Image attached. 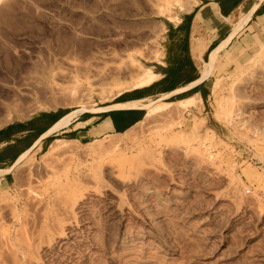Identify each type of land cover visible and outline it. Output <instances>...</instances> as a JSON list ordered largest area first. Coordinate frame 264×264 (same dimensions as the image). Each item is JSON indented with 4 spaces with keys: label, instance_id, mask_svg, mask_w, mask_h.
Here are the masks:
<instances>
[{
    "label": "rangeland",
    "instance_id": "obj_1",
    "mask_svg": "<svg viewBox=\"0 0 264 264\" xmlns=\"http://www.w3.org/2000/svg\"><path fill=\"white\" fill-rule=\"evenodd\" d=\"M12 2L10 8L5 10L7 14L5 15L4 13L3 17L0 16V129L10 124L34 120L35 118L40 119L38 121L40 128L45 127L53 120L57 119V117L59 118L69 111L83 108L82 104L86 108H84V111L76 113L72 120L86 115H100L103 114L104 111H95V108L113 103L122 93H131L132 91L146 88L147 86L134 88L116 95L117 88H126L131 85L136 78L134 76L125 78L114 77L115 79H112L110 82L91 86V84L95 82L91 79L92 71L89 70L91 71L89 72L87 68L79 70L77 74L80 80L78 81L79 83H75L74 80L70 79L71 75L69 74V71H72L71 62L74 59L81 63L93 62L94 65L97 64L94 68L97 67L96 69H99L107 63L121 64L124 60H131L141 65V67L145 66L152 70V66L161 60L162 44L160 43V38L165 26H169L170 22L175 23L184 11L190 9L194 0H12ZM15 3L16 6L14 5ZM0 4L2 3L0 2ZM95 4L98 5L96 6ZM245 9L241 8L234 15L221 19V23H223L222 35H220L208 51L203 54L201 60L197 61V73L201 67L202 60L207 59L209 50L232 31L234 22H236ZM8 10L10 15L7 12ZM38 14L42 17L40 18ZM73 14L74 16L75 14L78 16L74 17ZM257 14L258 10H255L248 23L231 37L228 44H226L224 49L219 53L207 79L188 90L173 93L167 95V97L161 95L145 97L139 104L143 105L157 102L158 100L174 101L193 94L195 90L200 89L201 95H195V103L186 110L182 112L179 111L178 113L180 116L177 113H174V115L155 113L148 119L138 122L129 127V129L124 130L126 131L125 133H123L124 131L119 132L121 134L111 133L108 135H89L80 137L78 135H71V132L68 130V125V127L53 132L42 139L39 148L34 147L29 150L15 164L13 162L16 157L28 148L27 146L31 144L36 135L17 138L14 140V143H8V141L7 143H0V222L2 221L0 225L4 224L0 229L7 226L6 223L11 224L9 217L10 212L13 210V203L18 200L20 206H23V208H20V211L23 209L20 218L22 219V216H24L23 219L27 217L25 219L27 221L25 222L30 226L26 224L27 226H25V228L28 227V231H30L32 229V221L30 219L32 216H35L36 213L27 202L26 198L30 199L29 196L33 194L36 195V193L38 195L46 192L53 193L54 189H56L55 187L67 183L68 176L76 175L80 172V178L83 177L85 180V174L89 176L88 179L92 178L94 173L100 171L102 166L106 164L109 159L105 156L107 151L109 154V151L114 150L116 147H125L128 148V152L125 154L126 156L118 155L115 159L111 158L114 163L131 162L139 164V162L147 163V159L150 160L149 162L154 160L152 164L156 165L157 163V166L165 167L166 173L169 174L170 177L169 178L166 173L161 174L156 171L147 172V170H144V173H142L143 175L140 176L145 178H143L144 180L142 179L141 182L150 181L155 187V194L151 195V198L150 196L144 197L140 189H138L139 187L133 183V178L130 181L131 184L126 188V191L124 190L123 192V196L128 197L126 199L129 201L131 200L130 203L134 202L133 206L137 208L138 211H142L143 204L147 202H154L155 199H159L160 201L162 198L163 201H166L164 198L168 199L167 203L163 202L164 205L161 203V205H158L159 208H156V210L160 212L159 216H161L160 219L158 216V222L155 223V228L157 230L167 231V234L163 235V238L164 236L165 238L162 240L163 242L159 243V246L158 243H156V246L148 245V258L154 259L158 264H264V105L262 108L255 106L264 101V17L257 16ZM7 15L10 17H7ZM12 15L16 16L12 18ZM69 15H72L71 18L74 17L72 18L74 23L68 21L71 20ZM79 15L80 18H78ZM57 16L59 17L58 19ZM10 19L14 20L12 21ZM52 19H55L57 23L54 20L52 21ZM82 20L84 22H82ZM14 21L18 22L19 25ZM85 21L88 24H86ZM1 22H3V24L4 22L6 23L3 25ZM66 22L69 23L67 24ZM81 23L86 24L85 28L87 30L84 28L85 24L81 25ZM38 24H40L39 28L41 27L44 31H42L41 28V30L38 29ZM62 25H64V27H62ZM68 25L70 27L73 26V29L76 26V28L82 26L81 29L83 30L84 28L86 32L90 30L89 33L82 36V39L84 38L83 43H85V45L86 43L92 44L91 46L89 44L92 48L83 45L84 49L83 47L82 49L84 51L80 50L81 48L78 49L77 46H82L83 44L80 45L82 41L80 40L81 37L75 36L73 30H71ZM87 25H91L92 29H90V27L87 28ZM57 26H59V31H56ZM16 27L21 28L15 31L14 29ZM60 27L63 29L67 28L69 32L65 29L66 33L64 30L63 31L66 35H63L62 28ZM47 29L52 33L48 32V34ZM95 30L98 32L95 33ZM55 31L58 32L57 34L62 31L60 33L61 35L55 34ZM44 32L46 33L44 34ZM68 33H70V35ZM91 33L92 36H90ZM209 34L213 35L212 37L217 35L213 33L210 27ZM62 35L64 38L63 40L59 38L62 37ZM88 35L89 37L87 38H90L92 42H88V40L85 42V37ZM53 37L55 40H53ZM69 37L73 38V41L77 40L76 42L78 43L75 42L77 46L73 48L67 44V48H64V53L56 57L57 63L54 67L56 73L60 71L67 75L64 76V78L56 75L57 77L54 76L53 80L50 78L44 85L43 81H41L42 84H40L41 82L39 81L32 82V84L31 81L28 80L30 75H41V69L37 66H39L38 63L44 60L43 58L47 57V49L43 43L44 39L50 38L51 41H53L51 44L54 43V45L57 43L64 45V42L65 44L67 43L66 40L70 41ZM95 37L99 39V41L96 40ZM92 39L96 41L93 42ZM195 40L198 42V49H195L196 51H194V53L202 54L206 45L200 39L196 38ZM97 41L100 43V46L97 45ZM12 45L16 47H12ZM96 45L98 47H96ZM85 49L90 52L85 51ZM1 50H5L6 53ZM75 50H77L76 53ZM78 50L80 51L78 52ZM93 50L95 53H92L94 52ZM110 52L114 54V60H117V63L114 61H107L108 58L106 57V53ZM100 57H102V60L106 58L102 62V60L99 59ZM34 60L36 62H33ZM33 70L34 72L31 73ZM35 70L38 73L35 72ZM155 78L156 77H154V79ZM85 79H88V81L90 79L89 83H91L88 85ZM56 84L62 86L59 88V85L56 86ZM250 87H253V91L249 89ZM73 90H75V94H72ZM85 92L87 94L84 95L86 97L88 96L87 98L82 94ZM242 94H246L247 96L244 95L246 99H243V102L239 104L238 111L243 113L246 120L237 121V118L234 120L232 115L233 107H231L230 103L232 99ZM82 95L85 98H83ZM250 95L253 96L251 97ZM254 108L258 111H255ZM142 112L144 115L145 110H142ZM141 119H143V116ZM125 135H127V137ZM195 138H197L198 141ZM55 139L70 140L69 142L71 145L69 144V146L71 152L72 150L73 152L67 151L51 158L44 157L42 154L47 149L49 143ZM110 141L116 144L115 147L112 145L113 149L111 148ZM107 146L109 149H107ZM183 148L185 149L183 150ZM104 151H106V153ZM188 151L190 152L188 153ZM204 151L207 153H203ZM99 155H104L105 158L103 159L105 161L100 162L98 160ZM188 158L189 160H187ZM186 162L189 163L187 164ZM164 164H166V166H164ZM190 167H192V169ZM41 169L42 171L39 172ZM34 172L37 175L34 174ZM190 172L192 174L194 173V176ZM214 172L216 173L215 175L213 174ZM229 174L231 175V179ZM140 176L136 175V178ZM228 181L230 182L228 183ZM201 182L204 186L201 185ZM207 182L209 184L211 183V185L207 184ZM143 184L144 183H141L139 185ZM210 186H213V188ZM51 187L53 188L51 189ZM181 188L186 189L188 193ZM24 189L26 190L24 191ZM127 189L130 190L127 191ZM171 189L179 193L177 195L178 197H175V201L173 202L175 205H169L170 200L174 199V195L176 196L177 194L175 193L176 191L174 192ZM215 189L216 191H221L218 199L212 196L214 195L212 192H214ZM229 189L235 199H237L236 202L240 205L238 208L229 200L226 201V195ZM28 190H31L32 193L30 192L31 194H29ZM33 190L36 193H34ZM168 190L170 191L168 192ZM211 190L212 192H210ZM135 192L138 194H133ZM166 194L167 196H165ZM168 194L173 196V198H170V196L168 198ZM156 196H160V198ZM141 197H144L143 199H145V201L143 199H141V201ZM13 198L15 200H13ZM98 198L101 200H98ZM102 199V196H94V199L88 200L85 205V215L81 214L77 218L80 224L88 217L94 218L95 221L101 220V217H105L106 213L103 205L104 201H102ZM178 199L179 201L181 199V202L184 204L181 202L179 203ZM140 202H142V205ZM7 203L8 205H6ZM246 204L251 207L249 208ZM245 205L248 206L247 208L249 209L244 210L243 206ZM168 207L169 212L168 209L165 211ZM175 207L177 208L173 209ZM205 207L207 208L205 209ZM256 208L257 210H254ZM258 208L261 212L257 218L255 214L258 213ZM161 211L165 212V214L163 213V215ZM234 212L236 213L234 214ZM169 215H171V217ZM204 216H206V219ZM134 217L135 216L132 217V215L127 213L126 215L124 214V219L126 220H123V225L126 229H130L131 227V229L141 230V228L143 229L146 227L143 215L139 214L135 219ZM79 219L81 220L79 221ZM115 219L118 220V218L112 220V228L116 227V224H118ZM113 222H116V224ZM219 223L223 224V226H220ZM187 226L190 228H185ZM219 227L221 228L220 230ZM167 228H169V230ZM192 228H194L193 232L191 231ZM187 229H190V231ZM201 229L204 230L203 233ZM213 229H215L214 232H212ZM216 229L218 230L216 231ZM198 230H200L201 233H199L200 231ZM84 232H87V230L84 229ZM96 234L97 235H92L91 239L98 241L101 233ZM166 240H168V242ZM170 240L172 242L169 243ZM163 243L169 248H174L170 251H165L166 253L162 251V253L160 250L165 247ZM77 246L78 251L75 252L74 259L67 264H88L86 261L83 262L84 259H82L81 252H87L86 248L89 247H87V244L84 242L82 244L79 243ZM151 249L156 250L152 251ZM86 255L91 263L102 264L104 262L105 264H109L101 251L92 250L91 253L88 252ZM116 255L119 261H124L125 257L122 249L117 250ZM46 259V263L48 264H65V261L58 259L57 255L56 257L47 256ZM65 259L67 258L65 257Z\"/></svg>",
    "mask_w": 264,
    "mask_h": 264
},
{
    "label": "bare ground",
    "instance_id": "obj_2",
    "mask_svg": "<svg viewBox=\"0 0 264 264\" xmlns=\"http://www.w3.org/2000/svg\"><path fill=\"white\" fill-rule=\"evenodd\" d=\"M0 2L2 4H0V16L3 17V14L5 13V10H7V8H10L11 4L13 3L12 0H0ZM12 2V3H11ZM261 2V0H254L253 1V4L252 6L250 7V9L248 11H246L245 13H242L240 15V17L236 20V22H234L233 24V27H232V31L225 37L223 38L222 40H220L215 46H213L209 52H208V56H207V59L206 60H202V64H201V67L199 69V74L197 76V78H195L194 80H192L191 82L173 90V91H170V92H167V93H164L162 94L161 96L163 97H167V95H170V94H173V93H178V92H181V91H185V90H188L189 88L201 83L202 81H204L205 79H207V77L209 76L210 72H211V69L212 67L214 66L215 64V61L217 60L218 56H219V53L224 49V47L226 46V44H228L229 40L231 39V37L236 34L240 29H242L243 26H245L248 21L250 20L251 18V15L254 11V9L259 5V3ZM94 3V2H93ZM92 3V4H93ZM97 3V2H95ZM16 6V3L14 4ZM96 5V4H95ZM98 5V4H97ZM96 5V6H97ZM80 6V5H79ZM87 6V5H86ZM89 6V5H88ZM94 6V7H96ZM85 7V5H84ZM90 7H91V4H90ZM99 7V6H98ZM97 7V9H98ZM15 8V7H14ZM13 8V9H14ZM88 9V8H86ZM12 10V8H11ZM38 10V9H36ZM89 10H92V9H89ZM76 11V9H75ZM93 11V10H92ZM95 11V10H94ZM8 14H9V10L7 11ZM11 12V11H10ZM16 12V11H15ZM37 12V11H36ZM39 12V11H38ZM42 12V11H41ZM71 12V11H70ZM79 12V11H78ZM91 12V11H90ZM35 13V12H34ZM46 13V12H45ZM75 13V12H73ZM80 13V12H79ZM7 13H5L6 15ZM15 14V13H14ZM17 14V13H16ZM36 14V13H35ZM44 14V13H42ZM47 14V13H46ZM4 15V17H5ZM10 15V14H9ZM39 17H40V14H38ZM81 15V14H80ZM80 15L78 18H80ZM14 15H12V18H13ZM16 16V15H15ZM14 16V17H15ZM36 16V15H35ZM72 15H69V17L71 18ZM74 16V14H73ZM78 15L75 14L74 17H76ZM87 16V15H86ZM85 16V17H86ZM93 16V15H92ZM1 17V18H2ZM7 17H10L7 15ZM42 17V16H41ZM40 17V18H41ZM52 17V16H51ZM72 17V18H74ZM95 17V16H94ZM98 17V15H97ZM59 17L57 16V19ZM71 18V20H72ZM15 19V18H14ZM13 19V20H14ZM56 19V20H57ZM61 19V18H60ZM88 19V18H87ZM90 19V18H89ZM96 19V18H95ZM9 20V18H8ZM7 20V21H8ZM12 20V19H10ZM12 20V21H13ZM55 21V19H52V21ZM68 20L70 23L73 22L74 23V20ZM86 20V19H84ZM98 20V19H97ZM1 21V20H0ZM3 21V20H2ZM61 21V20H59ZM63 21V20H62ZM87 21H90V20H87ZM16 22V21H14ZM56 22V21H55ZM68 22V23H69ZM82 22H84L82 20ZM3 24V22H1ZM6 22H4L5 24ZM12 23V22H11ZM18 24V22H16ZM37 23V22H36ZM35 23V24H36ZM57 23V22H56ZM61 23V22H60ZM67 23V22H66ZM67 23V24H68ZM86 23V21H85ZM85 23H81V25H84ZM3 24V25H4ZM8 24V23H7ZM16 24V25H17ZM88 24V23H86ZM86 24L84 26V28L86 27ZM19 25V24H18ZM39 25H37L38 29L41 30L39 28ZM57 25V24H56ZM81 25H78V26H81ZM7 26V25H5ZM21 26V25H20ZM25 26V25H24ZM52 26V25H51ZM8 27V26H7ZM11 27V26H10ZM36 27V26H35ZM58 27L57 26V30L55 28H52L56 31H59L58 30ZM62 27H64V25H62ZM60 27V28H62ZM68 27L73 30V33L75 36H79V38L81 37L80 40H82L80 42V45L83 43V40L84 38L82 39V36L83 35H86L87 33L90 32H86L85 30H87L85 28H83V30L81 29V27L79 28H72L68 25ZM92 29L91 25H87V28ZM4 28V26H3ZM17 28V29H16ZM14 30H18L19 28L21 27H16ZM59 28V29H60ZM1 29H2V26H1ZM67 30V28H65ZM65 29L62 28V31ZM97 30V29H96ZM95 30V33H97ZM42 31H44L42 29ZM41 31V32H42ZM46 31V30H45ZM55 31V32H56ZM61 31V32H62ZM64 31L62 32V34L64 35L66 33H64ZM68 31V30H67ZM39 32V31H38ZM50 32L48 31L47 29V33ZM60 32V33H61ZM69 32V31H68ZM94 32V31H93ZM243 32V31H242ZM46 32H44L45 34ZM52 33V32H50ZM58 32H56L55 34H57ZM57 34V35H61V34ZM93 33V34H95ZM41 34V33H40ZM49 34V33H48ZM70 35V33H68ZM72 34V33H71ZM39 35V34H37ZM56 35V37H57ZM63 35L62 37H59V38H62V40L64 39L63 38ZM66 35V34H65ZM68 35V36H69ZM40 36V35H39ZM75 36H72V37H75ZM92 36V33L91 35ZM86 36V40L85 42H92L90 41V38L88 39ZM78 38V39H79ZM93 38V37H92ZM96 38V37H95ZM58 39V38H56ZM70 41H67L66 40V44L64 42V45L62 44H59L57 42L56 45H54V43L51 44V39H44L43 43H44V46H46V49H47V57L46 58H43L44 60H42L41 63H38L40 69H41V75H30V74H27V75H30V78L28 79L29 81L32 82H41L43 81V85L45 84V82L47 80H49L50 78H52V80L54 79L53 77L54 76H58V77H63L66 76L67 74L63 73V72H55V65H56V57L58 55H61L62 53H64V48H67V44L72 46L73 48L76 45V41H73L72 39L73 38H70ZM76 39V38H75ZM94 39V38H93ZM92 39V40H93ZM53 40L54 37H53ZM79 40V41H80ZM96 40L99 41V39L96 38ZM96 40H93L96 41ZM60 41V39H59ZM58 41V42H59ZM97 41V42H98ZM61 42V41H60ZM76 42V43H75ZM192 45H191V49L194 51H196L195 49H198V42L196 40L192 41ZM96 43V42H95ZM99 43V42H98ZM97 45L100 46V43ZM90 44V43H89ZM88 43H83L82 46H77V48H81L80 50H83L84 47L83 45L85 46H88V48H92L90 47L92 44H90L89 46ZM96 45V47H98ZM3 46V45H2ZM11 46V45H10ZM15 45H12V47H14ZM95 46V45H94ZM9 47V46H8ZM16 47V46H15ZM83 47V49H82ZM11 48V47H10ZM40 49V48H39ZM94 49V48H93ZM78 50V52L80 51ZM96 50V49H95ZM2 52L5 51V50H1ZM9 51V50H8ZM13 51V50H12ZM15 51V49H14ZM66 51V50H65ZM69 51V50H67ZM77 50H75V53H76ZM84 51V50H83ZM85 51H87L85 49ZM94 51V50H93ZM18 52V50H17ZM73 52V51H72ZM87 52H90V51H87ZM98 52V51H97ZM6 53V51L4 52ZM16 53V52H15ZM92 53H95L92 52ZM6 55V54H5ZM96 57V56H95ZM94 57V58H95ZM98 57V55H97ZM104 57V56H103ZM106 57L108 58L107 61H114V54L112 52L110 53H106ZM105 57V58H106ZM41 58V59H42ZM104 58V59H105ZM38 59V58H37ZM36 59V61H37ZM40 59V60H41ZM100 60H102V57L99 58ZM98 59V60H99ZM103 59V60H104ZM102 60V62H103ZM105 60V61H106ZM121 60V59H120ZM35 60L33 62H36ZM90 62V61H89ZM72 64V71H69V74L71 75L70 76V79L74 80L75 83H77L80 79H79V75L77 74L79 72L80 69H84V68H87V70H91L92 73H91V79L93 82L92 85L94 84H100V83H106V82H110L112 81V79H115L117 77L119 78H125V77H128V76H134L136 78V80L131 83V85L127 86L126 88L125 87H120V88H117V92H116V95L122 93L123 91H127V90H130V89H134V88H140V87H143V86H146V85H149L153 80H154V73L149 69V68H145L144 67H141V65L135 63L134 61H129V60H124V62H122L121 64H114V63H110V64H104V63H101V64H104L103 67H100L99 69H96L94 68L96 65H94L93 62L91 63H81L79 62L78 60H72L71 62ZM117 63V62H116ZM33 64V63H32ZM37 64V63H36ZM31 67V66H29ZM28 67V69H29ZM36 67V66H34ZM36 67V68H37ZM32 68V67H31ZM89 71V72H91ZM31 72V71H30ZM34 70L31 72L33 73ZM35 72H37L35 70ZM260 72V71H259ZM38 73V72H37ZM68 74V75H69ZM256 74V72H255ZM264 74V72H263ZM259 75V74H258ZM56 76V77H57ZM69 77V76H68ZM115 77V78H114ZM264 77V75H263ZM26 78V77H25ZM259 79V78H258ZM263 79V78H262ZM87 80L88 82V85L91 83H89L88 79H85ZM27 81V80H26ZM25 81V82H26ZM55 82V81H54ZM261 82V81H260ZM79 83V82H78ZM251 83V82H250ZM33 84V83H32ZM37 84V83H36ZM42 84V82L40 83ZM258 84V83H257ZM39 85V84H38ZM59 85V84H56V86ZM255 85V84H254ZM60 86L62 85H59V88ZM90 86V87H91ZM252 86V85H251ZM256 86V85H255ZM44 87V86H43ZM93 88V87H92ZM253 88V87H252ZM251 87L249 89H252ZM43 89V88H42ZM246 89V88H244ZM256 89V87H255ZM41 90V88H40ZM94 90V89H92ZM247 90V89H246ZM253 91V89H252ZM246 92V91H245ZM248 92V91H247ZM75 94V90H73L72 94ZM253 93V92H252ZM255 93V92H254ZM83 95L84 94H87L86 92L85 93H82ZM82 95V97H83ZM195 95H198L199 94H190V95H187L185 97H182L180 99H176L174 101H167V100H158L157 102H152V103H146V104H143V105H139L141 101H143L144 98H140V99H135V100H132V101H128V102H124V103H118V104H112V105H105V106H101L99 108H95L94 110L95 111H110V110H113V109H142V110H145V113L143 115V119H141L139 122L143 121V120H146L148 119L149 117H151L153 114L155 113H160L162 115H174V113L178 114L179 115V111H184L186 110L189 106L193 105L195 103ZM246 95V94H244ZM243 94L242 95H239L237 98H234L232 99V102L230 103L231 107L232 108V115L234 117V120L236 119L237 121H242L243 119L246 120V118H244V115L243 113H240L238 111L239 109V104H241L243 102V99H246L245 96ZM255 95V94H254ZM85 96V95H84ZM247 96V95H246ZM251 96V95H250ZM253 96V95H252ZM251 96V97H252ZM86 97V96H85ZM83 97V98H85ZM88 97V96H87ZM86 97V98H87ZM255 97V96H254ZM257 97V96H256ZM259 97V96H258ZM256 99V98H255ZM263 99V98H262ZM264 102V101H263ZM262 103H260L259 105H255V106H258V107H261L264 105ZM229 103V102H228ZM254 104V103H253ZM258 104V103H257ZM87 106V104H86ZM82 107L83 108H80V109H76V110H72V111H69L67 112L66 114L62 115L59 119H57L54 123H52L36 140H34V142L31 144V146L29 148H27L26 150H24L22 153H20L15 161L13 162L14 164L17 163L29 150L33 149L34 147H38L39 148V144L41 142L42 139H44L45 137L49 136L51 133L53 132H56L60 129H64L65 127H68V125L70 124L72 118L75 116L76 113L78 112H82L84 111V108H86L83 104H82ZM249 107V106H248ZM264 107V106H263ZM246 108V107H245ZM252 108V107H251ZM253 109V108H252ZM255 109V108H254ZM260 109V108H259ZM262 110V109H261ZM243 111V110H242ZM247 111V110H245ZM251 111V110H250ZM250 111H248L249 113H251ZM253 111V110H252ZM255 111H258L257 109H255ZM247 112V113H248ZM246 113V112H245ZM177 116V115H176ZM180 116V115H179ZM246 117V116H245ZM244 121V120H243ZM138 123V122H137ZM238 123H241V122H238ZM110 125H109V120L107 118H103L102 119V123L100 126H98V128L95 130V133L96 134H102V133H106L110 130ZM129 129V128H128ZM126 131H124L123 133H125ZM118 134H121V133H118ZM127 137V135H125ZM123 138V137H122ZM118 139V138H117ZM197 139V138H195ZM112 140V139H110ZM114 140V139H113ZM70 140H65V139H55L53 141H51L47 147V149L45 150V152L42 154L44 157L46 158H51L55 155H59V154H62L64 152H67V151H70L71 152V148L69 146ZM115 141V140H114ZM119 141V139H118ZM123 141V140H122ZM198 141V139H197ZM113 142V141H112ZM131 142V141H130ZM111 143V141H110ZM124 143V142H123ZM131 144V143H130ZM71 145V144H70ZM112 145L113 147L116 146L115 142L114 143H111V148H112ZM189 145V144H188ZM186 145V146H188ZM123 146V145H122ZM125 146V145H124ZM136 147V146H135ZM106 148V147H105ZM107 149H109V147L107 146ZM106 149V150H107ZM113 149V148H112ZM178 149V148H177ZM185 148H183L184 150ZM111 150V149H110ZM173 150V149H172ZM182 150V151H183ZM180 151V150H179ZM73 152V150H72ZM71 152V153H72ZM106 153V151H104ZM128 152V148H115L114 150L112 151H109V154H108V151L106 153V158H109L106 162V164H104L102 166V169L100 171H97L94 173V176H92V178H89V176H86V174L84 175L86 178L85 180L82 178H80V173L76 174V175H71V176H68V181L67 183L59 186V187H55L56 189H54V192H46V193H43V194H40L38 195L34 190V193H36V195H31L29 196V198H26L27 202L30 204V206L35 210V216H32V218L30 219L32 221V229L30 231L28 227L25 228V226H27L26 224H28L27 220L23 219L24 216H22L23 218L21 219V211H23V209L20 211V208H23V206H20L19 204V201L16 200L14 203H13V210L10 212V220H11V224H7V226L3 227L0 229V264H48L46 263V258L47 256H52V257H56L57 255V258L58 259H62L63 261H65V264H67L68 262H71L73 259H74V254L76 251H78V244L79 243H85L87 244V247L89 248H86L87 249V252H84L82 253L81 252V255H82V259H84L83 262H87L88 264H96V263H91L89 259H87V255L88 252L91 253L92 250H98V251H101L103 253V255L106 257V259L108 260V263L109 264H158L154 259H150L148 258L149 256L147 255V249L149 248V246H156L158 243V246H159V243L160 242H163L162 240L165 238H163V235L167 234L164 230L162 231H159L157 230L155 227V223L158 222V216L160 214V212L158 210H156V208L158 207V205H161V203H167V200L168 199H165L166 201H163L161 199V201L159 199H155L154 202H147L145 204H143L142 206V211H138L137 208H135L133 206V203L126 199L128 197H124L123 196V192L124 190L126 191V188L131 184L130 181L131 179L133 178V183L135 185H137L142 193V195L144 197L146 196H150V198L152 197L151 195H154L155 194V187L154 185L150 182V181H146V182H141V180L145 177H142L140 175H143L142 173H144V170H147V172H151V171H156L157 173H166V169L165 167H159L157 166V163L156 165H153V161L152 162H149L150 160H148L147 158V163H140L137 164V163H126V162H120V163H114L111 158H116V156L118 155H125L126 153ZM160 152V151H159ZM157 152V153H159ZM190 151H188L189 153ZM206 151H204L203 153H205ZM130 153V152H129ZM134 153V152H133ZM137 153V152H135ZM185 153V152H184ZM207 153V152H206ZM202 154V153H200ZM157 155V154H156ZM159 155V154H158ZM189 155V154H187ZM193 155V154H191ZM196 155V154H195ZM108 156V157H107ZM126 156V155H125ZM206 156V154H205ZM96 157V156H95ZM183 157V156H182ZM191 157V156H190ZM199 157V156H198ZM103 158L104 155H99L98 156V160L100 162L102 161H105ZM128 158V157H127ZM134 158V156H133ZM197 158V157H196ZM195 158V159H196ZM209 158V157H208ZM45 159V158H44ZM152 159V158H151ZM183 159V158H182ZM186 159V158H185ZM46 160V159H45ZM129 160V159H128ZM127 160V161H128ZM133 160V159H132ZM189 160V158L187 159ZM199 160V159H198ZM197 160V161H198ZM202 160V159H201ZM212 160V159H211ZM44 161V160H43ZM146 161V160H145ZM160 161V160H159ZM205 161V160H204ZM190 162V161H189ZM188 162V163H189ZM193 162V161H192ZM203 162V161H202ZM208 162V161H207ZM206 162V163H207ZM163 163V162H162ZM187 163V162H186ZM187 163V164H188ZM194 163V162H193ZM198 163V162H196ZM195 163V165H196ZM35 164V163H34ZM33 164V165H34ZM91 164V163H90ZM200 164V163H199ZM204 165H206L205 163H203ZM95 165V164H94ZM102 165V164H101ZM213 165V164H212ZM211 165V166H212ZM164 166H166V164H164ZM194 166V165H193ZM199 166V165H198ZM31 167H34V166H31ZM100 167V166H99ZM189 167V166H188ZM197 167V166H196ZM216 167V166H215ZM36 168V167H35ZM167 168V167H166ZM192 169V167H190ZM194 168V167H193ZM205 168V167H204ZM203 168V169H204ZM207 168V166H206ZM217 168V167H216ZM215 168V170H216ZM9 169V168H8ZM40 169V168H39ZM50 169V168H49ZM75 169V168H74ZM213 169V168H212ZM219 169V168H217ZM45 170V169H44ZM194 170V169H193ZM192 170V171H193ZM201 170V169H200ZM42 171L39 170V172ZM46 171V170H45ZM81 171V170H80ZM170 171V170H169ZM197 171V170H196ZM203 171V170H202ZM201 171V173H202ZM205 171V170H204ZM214 171V169H213ZM212 171V172H213ZM31 172H32V168H31ZM36 172V170H35ZM34 172V174H36ZM38 172V173H39ZM48 172V171H47ZM78 172V171H77ZM195 172V170H194ZM217 172V171H216ZM146 173V171H145ZM191 173V172H190ZM207 173V172H206ZM210 173V172H209ZM33 174V175H34ZM153 174V173H152ZM167 174V173H166ZM192 174V173H191ZM194 174V173H193ZM192 174V175H193ZM205 174V173H204ZM214 175L216 174L215 172L213 173ZM37 175V174H36ZM46 175V174H45ZM136 175H139L140 177L136 178ZM158 175V174H157ZM160 175V174H159ZM168 177H169V174H167ZM230 175V174H229ZM228 175V176H229ZM35 176V175H34ZM42 176V174H41ZM145 176V175H144ZM154 176V175H153ZM152 176V177H153ZM194 176V175H193ZM202 176V175H201ZM36 177V176H35ZM131 177V178H130ZM37 178V177H36ZM104 180H103V179ZM147 178V177H146ZM170 178V177H169ZM66 179V178H65ZM83 179V180H82ZM200 179V178H199ZM230 179H231V175H230ZM229 179V180H230ZM144 180V179H143ZM172 180V178H171ZM170 180V181H171ZM203 180V179H202ZM207 180V179H206ZM208 181V180H207ZM226 181V179H225ZM206 182V181H205ZM230 181H228L229 183ZM141 183H144L143 185H139ZM155 183V182H154ZM233 183V182H232ZM207 184H209L207 182ZM205 184V185H207ZM56 185V184H55ZM201 185L204 186V184H202L201 182ZM211 185V183L209 184ZM185 186V185H184ZM190 186V185H189ZM208 186V185H207ZM187 187V186H186ZM191 187V186H190ZM202 187V186H201ZM211 187V186H210ZM216 187V186H215ZM226 187V185H225ZM53 187H51L52 189ZM125 188V189H124ZM157 188V187H156ZM209 188V187H207ZM213 188V186L211 187ZM218 188V187H217ZM216 188V189H217ZM136 189V188H135ZM176 189V188H175ZM180 189V188H179ZM182 189V188H181ZM184 189V188H183ZM182 189V190H183ZM215 191L212 192V190L210 192H212L214 195H212L214 198L218 199V196L219 194H221V191ZM26 189H24L25 191ZM130 190V189H129ZM127 189V191H129ZM134 190V189H133ZM173 190V189H171ZM186 190V189H184ZM204 190V189H203ZM207 190V189H206ZM219 190V189H218ZM29 194L32 193L31 190H28ZM132 191V190H131ZM137 191V190H136ZM160 191V190H158ZM170 190H168L169 192ZM174 191V190H173ZM172 191V192H173ZM176 191V190H175ZM174 191V192H175ZM177 191H178V188H177ZM177 191L175 193H177ZM187 191V190H186ZM191 191V190H190ZM208 191V190H207ZM231 190L229 189V192L228 194L226 195V201L229 200L230 202H232V204L235 205L236 208H238L240 205L236 202L237 199H235L234 195L230 192ZM31 192V193H30ZM161 192V191H160ZM163 192V191H162ZM165 192V191H164ZM225 192V191H224ZM22 193V192H21ZM157 193V191H156ZM159 193V192H158ZM167 193V192H165ZM164 193V194H165ZM188 193V191H187ZM207 193V192H206ZM20 194V193H19ZM25 194V193H23ZM133 194H138V193H133ZM170 194V193H169ZM168 194V198H169V195ZM179 193L176 194V196L174 195V199H169L170 200V203L169 205H175V203H173L175 201V197H178ZM225 194V193H224ZM140 195V194H139ZM181 195V194H180ZM199 195V194H197ZM94 196H102V201H104L103 205H104V208H105V217H101L102 219L98 220V221H95L94 218L92 217H88L86 220H83L82 223L80 224L78 222V216H80L81 214H84L85 213V209H86V203L88 202V200H91L92 198L94 199ZM129 196V195H127ZM133 196V195H132ZM131 196V198H132ZM167 196V194L165 195ZM221 196V195H220ZM21 197V195H20ZM143 197V198H144ZM155 197V196H153ZM157 197V196H156ZM163 197V196H162ZM173 198V196H170V198ZM137 198V197H136ZM142 197L140 198L143 199ZM157 198H160V196H158ZM167 198V197H166ZM225 199V198H224ZM264 199V198H263ZM13 200H15L13 198ZM98 200H101L98 198ZM145 201V199H143ZM149 200V199H148ZM256 200V199H255ZM261 200V199H260ZM95 201V200H94ZM101 201V202H102ZM142 201V200H141ZM177 201V199H176ZM179 201V199H178ZM215 201V199H214ZM213 201V202H214ZM220 201V200H219ZM218 201V202H219ZM11 202V201H10ZM93 202V201H92ZM181 202V199L179 201V203ZM258 202H259V199H258ZM262 202V201H261ZM26 203V202H25ZM141 205H142V202H140ZM144 203V202H143ZM164 203L162 205H164ZM183 203V202H181ZM216 203V202H215ZM226 203V202H225ZM260 203V202H259ZM264 203V202H263ZM177 204V202H176ZM184 204V203H183ZM231 204V203H230ZM241 204V203H240ZM8 205V203L6 204ZM243 205V204H242ZM248 205V204H246ZM243 206L244 207V210L245 209H249L251 206H249V208H247L248 206ZM29 206V207H30ZM136 206V205H135ZM139 206V205H138ZM167 206V205H166ZM183 206V205H181ZM224 206V205H223ZM263 206V205H262ZM10 207H11V204H10ZM28 207V206H27ZM161 207V206H160ZM9 208V207H8ZM89 208V207H88ZM159 208V207H158ZM157 208V209H158ZM172 208V207H171ZM177 207L173 208V209H176ZM201 208V207H200ZM207 207H205L206 209ZM212 208V207H211ZM210 208V209H211ZM216 208V207H215ZM262 208V207H261ZM168 209V212H169V207L165 209V211H167ZM34 210H31V211H34ZM141 210V208H140ZM163 210V209H162ZM172 210V209H171ZM209 210V209H208ZM254 210H257L254 209ZM252 210V211H254ZM262 210V209H261ZM157 211V212H155ZM164 211V210H163ZM162 212V214L165 212ZM174 211V210H172ZM171 211V213H172ZM214 211V210H213ZM217 211V210H216ZM219 211V209H218ZM248 211V210H247ZM28 212V211H27ZM176 212V211H175ZM241 212V211H240ZM245 212V211H244ZM258 212V213H257ZM255 214L256 217L258 218L259 217V214L261 211H259V208H258V211H257ZM30 213V212H29ZM33 213V212H32ZM129 214V215H132L135 216V217H138L139 214L143 215V218H144V221L146 223V227H144L143 229L141 228L140 229H126L125 226L123 225V220H126L124 219V214L126 215ZM177 213V212H176ZM215 213V212H214ZM236 212H234L235 214ZM239 213V212H238ZM242 213V212H241ZM239 213V214H241ZM24 214V213H23ZM34 214V213H33ZM163 214V215H164ZM167 214V212H166ZM170 214V213H169ZM175 214V213H174ZM178 214H179V210H178ZM211 214V212H210ZM216 214V213H215ZM221 214V213H220ZM31 215V214H30ZM85 215V214H84ZM83 215V216H84ZM177 215V214H176ZM249 215V214H248ZM251 215V213H250ZM254 215V216H255ZM258 215V216H257ZM264 215V214H263ZM26 216V214H25ZM116 216V217H115ZM161 216V215H160ZM160 216H159V219H160ZM171 217V215H169ZM211 216V215H210ZM219 216V215H218ZM233 216V215H232ZM237 216V214H236ZM240 216V215H238ZM245 216V215H244ZM253 216V217H254ZM262 216V215H261ZM29 217V216H28ZM87 217V216H86ZM134 217V219H135ZM142 217V216H141ZM180 217V215H179ZM205 219H206V216H204ZM203 217V218H204ZM213 217V216H212ZM211 217V218H212ZM216 217V216H215ZM251 217V216H250ZM255 217V219H256ZM114 218H118L115 219L117 220L118 224H116V222L114 224H116V227L112 228V220ZM163 218V217H162ZM167 218V217H166ZM178 218V217H177ZM209 218V217H208ZM210 218V219H211ZM241 218V217H239ZM142 219V218H141ZM173 219V218H172ZM213 219V218H212ZM252 219V218H251ZM81 219H79L80 221ZM114 220V221H115ZM139 220V219H138ZM164 220V219H162ZM160 220V221H162ZM178 220V219H177ZM203 220V219H202ZM201 220V221H202ZM141 221V220H140ZM167 221V220H166ZM169 221V220H168ZM180 222V221H179ZM207 222V221H206ZM250 222V221H249ZM2 223V221L0 222V224ZM5 223V222H4ZM30 223V222H29ZM178 223V222H177ZM203 223V222H202ZM254 223V222H252ZM256 223V222H255ZM172 224V223H171ZM189 224V223H188ZM220 224V223H219ZM4 225V224H2ZM0 225V227L2 226ZM29 225V224H28ZM126 225V224H125ZM158 225V224H157ZM174 225V224H173ZM176 225V224H175ZM30 226V225H29ZM114 226V225H113ZM172 226V225H171ZM203 226V225H202ZM205 226V225H204ZM215 226V225H214ZM218 226V225H217ZM216 226V227H217ZM220 226H223V224H220ZM133 227V226H132ZM164 227V226H163ZM196 227V226H195ZM194 227V228H195ZM212 227V226H211ZM215 227V228H216ZM28 228V229H27ZM159 228V227H158ZM161 228V227H160ZM185 228H190V227H185ZM192 228V232H193V229ZM202 228V227H201ZM218 228V227H217ZM84 229L87 230V232H84ZM113 229V231H112ZM166 229V228H165ZM169 230V228H167ZM198 229V228H197ZM221 228L219 227V230ZM190 231V229H187ZM196 230V229H195ZM202 230V229H201ZM209 230V228H208ZM215 229H213L212 232H214ZM218 229H216L217 231ZM200 231V230H198ZM204 230H202V233H203ZM207 231V230H206ZM215 231V232H216ZM211 232V233H212ZM228 232V231H227ZM96 233H101V236H100V239L98 241H95V239H91V236L92 235H97ZM169 233V232H168ZM201 233V231L199 232ZM197 233V234H199ZM206 234V233H205ZM208 235V233H207ZM216 236V235H215ZM212 238V237H211ZM169 240V239H168ZM168 240H166L168 242ZM172 242L171 240L169 241V243ZM155 244V245H154ZM163 245L165 247L161 248L160 252H165L167 250H172V248H169L166 246V244L163 243ZM157 248V247H156ZM159 248V249H160ZM122 249L123 250V255H124V261L121 262L118 260V257L116 255V252L117 250H120ZM150 250V249H149ZM152 250V249H151ZM156 250V249H154ZM152 250V251H154ZM80 251V250H79ZM158 251V250H157ZM151 252V251H150ZM156 252V251H155ZM162 252V253H163ZM234 252V251H233ZM166 253V252H165ZM169 253V252H168ZM173 253V252H171ZM235 253V252H234ZM174 254V253H173ZM170 255V254H169ZM227 255V254H225ZM103 256V257H104ZM264 256V255H263ZM65 257L67 259H65ZM158 257V256H156ZM223 257V256H222ZM157 259V258H156ZM263 260V259H262ZM93 261V260H92ZM101 263V262H100ZM104 263V262H103ZM102 263V264H103ZM78 264V263H77ZM83 264V263H82ZM105 264V263H104Z\"/></svg>",
    "mask_w": 264,
    "mask_h": 264
},
{
    "label": "crops",
    "instance_id": "obj_3",
    "mask_svg": "<svg viewBox=\"0 0 264 264\" xmlns=\"http://www.w3.org/2000/svg\"><path fill=\"white\" fill-rule=\"evenodd\" d=\"M253 1L194 0L190 9L184 11L175 23L170 22L169 26L166 25L162 32L160 38V43L162 44L161 60L156 62L151 70L156 78L149 85H146V88L132 91L131 93H122L113 103L107 105L162 95L197 78V61L201 60L203 54L222 35L223 23H221V19L234 15L239 9L247 7L242 12L245 13L250 9ZM255 10H258L257 16L264 17V0H261ZM209 27L214 34H217L215 37L209 34ZM196 38L203 41L206 45L202 54H195L191 49L192 41ZM194 93L201 95L200 89L195 90ZM142 116V109H113L100 115L77 117L70 122L68 130L71 135L80 137L119 133L139 122ZM59 118L57 117V119ZM103 118L109 120L111 129L104 134L94 133L98 126L101 125ZM57 119L53 120L48 126L41 128L38 125L39 118L7 125L0 129V135H3L0 136V143H7V141L8 143H14L17 138L36 135L31 142L32 144ZM31 144L27 147L29 148Z\"/></svg>",
    "mask_w": 264,
    "mask_h": 264
}]
</instances>
